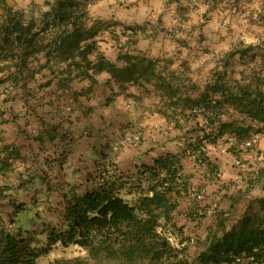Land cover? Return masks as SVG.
Masks as SVG:
<instances>
[{"label": "rangeland", "instance_id": "obj_1", "mask_svg": "<svg viewBox=\"0 0 264 264\" xmlns=\"http://www.w3.org/2000/svg\"><path fill=\"white\" fill-rule=\"evenodd\" d=\"M46 1L7 0L15 9L24 10L28 21H35V31L39 34L34 37L33 46L40 44L46 47L45 51L51 52L49 56L54 59L55 43H61L66 47L67 56L79 62L80 69L83 67L85 70L88 64L86 59L91 60L92 56L84 57L91 44L90 40L85 39L84 28L94 20H100L106 24L107 30L97 37L98 45L107 57L111 52L117 55L121 52L153 61L152 81H139L143 87L134 84L150 97L146 96L144 100L140 95L136 98L135 104L139 108L136 109L135 120L127 122L122 128L128 132L118 140L126 141L129 145L115 143L117 139L113 141L114 145L109 142L106 145H15L16 130L24 127L26 131V126L30 124L25 121L17 124L19 113L25 107L33 109L32 105L43 108L44 100L35 94L40 91L32 93L36 86L21 88L19 79H9L11 73H4L8 75L7 78L2 74L0 160L8 161L9 166L0 169V223L15 236L23 237L29 249L39 252L48 245L52 230L65 227L62 216L65 196L83 194L105 179H116L120 196L134 203L147 187L139 171L144 170L145 165L153 164L159 156L178 154L183 166L182 173L189 177V185L186 190L184 184L177 186L181 195L176 196L177 208L173 212L172 222L161 220L158 230L169 237L174 247H185L186 257L195 260L207 246L209 230L218 228L219 211L227 214V227L238 220L246 209L256 211L255 199L264 194V132H256V125L230 107L213 103L220 97L214 92H210L206 104L199 103L185 109L182 105L185 99L197 98L207 83H214L213 73L222 69L224 54L240 42L259 45L261 52L256 68L264 81V0H152L154 4L149 0H95L88 8L86 17L79 19L78 28L70 25L64 33H59L60 29L56 31L52 26L41 31L43 15L49 10ZM155 1H159V4L162 2V6L167 8L166 15L169 12V17L174 18L175 22L170 21L172 25L169 28H165L158 18L159 12L156 11L159 5ZM207 1L208 7L205 5ZM151 6L157 9L153 22L137 23L129 20L132 17L127 18L136 12L144 13L146 7ZM134 9L136 11L131 12ZM138 26L146 27L141 30ZM132 28L135 30L132 31ZM163 36L168 42L167 46L174 47L170 55L158 52L157 56L156 53L148 54L139 49L145 45L151 47L154 42L159 46ZM161 45L166 46L164 43ZM231 69L235 72L233 77L237 78L240 77L238 71H249L248 67L238 63ZM15 74L17 76L16 71ZM160 77L163 83H170L169 86L175 91L171 99L167 95L171 90L168 91L166 85L167 93L157 87L161 83ZM118 89L123 91L127 85ZM42 95L39 97H44ZM147 105L161 113L166 121L164 139L175 144L163 145L162 150L159 145L152 146L162 153H155L157 156L152 159L148 158V145L147 148L133 145L142 141L145 128L142 111ZM211 106H217V109L214 111ZM222 123L250 127L251 130L237 140L227 132L231 131L230 127L215 143L205 141L201 146L193 144L206 132L215 134ZM134 135L139 137L136 143L131 142ZM246 141H253V149H246ZM11 203H24V207L16 212ZM24 261L21 256L17 263ZM34 264L112 263L90 258L87 250L78 246L64 247L57 243L47 254L38 256Z\"/></svg>", "mask_w": 264, "mask_h": 264}, {"label": "trees", "instance_id": "obj_2", "mask_svg": "<svg viewBox=\"0 0 264 264\" xmlns=\"http://www.w3.org/2000/svg\"><path fill=\"white\" fill-rule=\"evenodd\" d=\"M94 1L47 0L46 6L49 10L43 15L44 26L41 31H46L50 26L56 31L60 29L59 33H64L70 25L77 29L80 25L79 19L86 17L88 8ZM35 24V21L26 19L24 10L15 9L7 0H0V61L6 62H0V77L5 72L11 73L9 79L23 82L21 88L28 86V81L23 78L30 79L34 76V71L28 65L30 56L46 50L40 44L33 46L34 37L39 34L35 31ZM105 26L104 22L94 20L84 28L85 39L91 41L84 57L91 55L94 58L86 59L88 64L82 71L85 72L84 75L90 76L89 69L94 73L106 72L110 75L109 81L122 88L127 84L143 87L139 81L151 82L154 77V63L151 59L118 52L116 59L112 60L100 49L97 37L107 30ZM145 27L138 26L141 30ZM131 30L134 31L135 28ZM55 44L54 56H62L58 58L61 61L67 60L70 56H67L66 47L61 43ZM259 52V45L240 42L234 46L224 54L222 69L214 71V83H207L197 98L185 99L182 108H191L199 103L206 104L210 92H214L220 96L215 102L226 105L249 119L252 125L257 126L256 132H264V81L256 68ZM49 54L51 52H45V56ZM237 63L249 68L248 73L245 69L238 71L239 78L233 77L235 72L231 69ZM68 66L77 69L80 68V63L71 60ZM13 68L17 76L12 71ZM169 84L163 83L161 78L157 87L165 92L171 90L167 91L171 99L175 91ZM109 101L110 97L106 102ZM211 108L215 111L217 106ZM230 127L231 131L227 132L233 134L237 140H241L251 130L250 127L222 123L215 134L206 132L193 144L201 146L205 141L215 143L217 138L226 133V128ZM201 153L204 154L203 151ZM6 166H9L8 161L2 160L0 169ZM182 170L178 154L172 153L159 156L154 159L153 164L145 165L144 170L139 172L142 180H146L147 187L134 203L120 196L116 179H105L100 185L83 194L65 196L62 214L65 227L52 230L48 245L39 252L29 249L23 237L15 236L0 223V264H18L21 256L25 261L20 264H34L38 256L47 254L57 243L64 247L78 246L87 250L90 258L112 264H264V194L255 199L256 211L246 209L230 227L226 225L227 214L219 211L218 228L209 230L207 246L199 252L195 260L186 257L185 247H174L169 237L159 232L161 220L172 222L173 212L177 208L176 196L181 195L177 186L184 184L186 190L189 185V177ZM11 205L16 212L24 207V203Z\"/></svg>", "mask_w": 264, "mask_h": 264}, {"label": "crops", "instance_id": "obj_3", "mask_svg": "<svg viewBox=\"0 0 264 264\" xmlns=\"http://www.w3.org/2000/svg\"><path fill=\"white\" fill-rule=\"evenodd\" d=\"M149 1L154 4L152 0ZM155 2L159 5L158 10L155 9L157 5L146 7L147 11L144 13L136 12L127 18L132 17L129 20L137 23L147 20L153 22L154 16H156L154 12L157 10L158 18L162 20L163 26L169 28L168 26L172 25L170 21L175 22L174 18L169 17V12L166 15L167 8L162 6V2L160 4L159 1ZM208 4L209 1L205 5L208 7ZM133 6L136 5L133 4ZM135 11L136 9L131 12ZM165 35L167 37V33ZM163 37L162 43L166 46L161 47L162 43L158 46L159 43L154 42L155 44L151 43V47H145L147 46L145 45L140 46L139 49L145 50L148 54L156 53L158 56L159 53H164L165 56H168L171 48L174 49V47L167 46L168 42L165 36ZM45 52L30 56L28 65L34 71V76H31L30 79L23 78L24 81H28L27 85L36 86L32 93L40 91L35 94H37V98L44 100L43 108L32 105L33 109L25 107L23 112L19 113L20 118L16 119L17 124L24 121L30 124L26 126V131H24V127L16 130L15 145H106L108 142L114 145L113 141L116 139L115 143L121 142L118 139L125 137L128 132L126 128H122L127 122L135 120L136 109L139 108L135 104L136 98L141 95L145 100L149 94L134 84H127V89L119 90L117 85L109 81L110 75L106 72L94 73L92 69H89L90 76L86 77L85 72H80L81 69L84 71L83 67L73 69L68 66L70 58L61 61L58 58L53 59L50 56H45ZM116 56V52H111L109 57L115 60ZM91 59H94L93 56ZM196 64L199 65V63ZM40 94H44L42 95L44 97H39ZM109 97L112 100L108 103L105 102L104 99ZM45 101L47 102L45 103ZM147 106V108L143 107L142 111L145 127L142 141L133 145H144L146 148L148 145V158L152 159L157 156V153L162 154L160 149L163 145L172 143L166 142L164 139L163 129L166 126V121L161 113L150 109L149 105ZM123 112L126 113L120 115ZM121 145L129 144L122 141ZM156 145H159L160 149H153L152 146L156 147Z\"/></svg>", "mask_w": 264, "mask_h": 264}, {"label": "built area", "instance_id": "obj_4", "mask_svg": "<svg viewBox=\"0 0 264 264\" xmlns=\"http://www.w3.org/2000/svg\"><path fill=\"white\" fill-rule=\"evenodd\" d=\"M212 102L215 103L214 100H213ZM138 139H139V137H138L137 135H134V136H133V139H131V142L136 143V141H137ZM244 146L246 147V149H253L254 143H253V141H246V142L244 143Z\"/></svg>", "mask_w": 264, "mask_h": 264}]
</instances>
